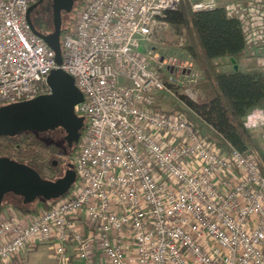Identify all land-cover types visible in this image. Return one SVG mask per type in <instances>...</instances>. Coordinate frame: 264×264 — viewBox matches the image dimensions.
<instances>
[{"label":"built area","instance_id":"1","mask_svg":"<svg viewBox=\"0 0 264 264\" xmlns=\"http://www.w3.org/2000/svg\"><path fill=\"white\" fill-rule=\"evenodd\" d=\"M37 1L0 0V104L48 92V73L61 68L84 94L75 111L86 123L68 193L29 221L0 219V264L45 243L56 264L69 262V245L84 264H264V172L255 155L231 144L221 151L157 105L163 93H179L142 42L180 0H84L60 64L28 23ZM226 9L242 20L248 60L264 63V0H231ZM256 110L245 122L251 115L264 124Z\"/></svg>","mask_w":264,"mask_h":264},{"label":"trees","instance_id":"2","mask_svg":"<svg viewBox=\"0 0 264 264\" xmlns=\"http://www.w3.org/2000/svg\"><path fill=\"white\" fill-rule=\"evenodd\" d=\"M83 1H75L71 12L62 11L61 40L73 32ZM194 1L198 0H180L177 8L168 10L161 20L176 35L173 43L182 46L201 70L200 78L193 83L200 93L196 100L185 93H179L178 98L170 96L166 98L169 108L165 110L184 116L203 138L223 152L228 153L231 144L254 154L264 172V124L249 130L244 123L255 109L264 111V65L249 62L242 20L226 9L231 0H218V5L211 10H193ZM51 4L52 0H42L31 16L42 33L54 29ZM225 58L230 64L228 69L223 68L224 63L220 61ZM162 78L179 92L166 75L162 74ZM43 88L49 90L46 82ZM159 102L161 99L157 105ZM65 134L62 127H57L46 131L26 130L15 136L2 135L0 156L29 163L43 178L56 179L63 175L67 163L74 166L82 139L81 135L79 142L69 148ZM57 199L37 198L24 203L5 197L0 212L12 206L22 213L37 215L50 209ZM12 262L16 264L18 260Z\"/></svg>","mask_w":264,"mask_h":264},{"label":"water","instance_id":"3","mask_svg":"<svg viewBox=\"0 0 264 264\" xmlns=\"http://www.w3.org/2000/svg\"><path fill=\"white\" fill-rule=\"evenodd\" d=\"M31 4L27 19L30 28L41 36L55 51L56 62H62L61 26L62 11L71 12L77 0H52L54 29L49 33L40 32L34 25L31 11L41 2ZM49 91L34 98L0 104V136H15L26 130L46 131L62 127L69 148L77 144L85 125V116L75 111V105L84 101V94L76 85L74 77L61 68H53L46 77ZM57 164V161H54ZM9 180H18L17 187H7ZM76 180L72 163L66 164L63 175L56 179L43 178L32 166L0 156V210L4 194L12 190L23 197L24 203L37 198L57 199L66 194Z\"/></svg>","mask_w":264,"mask_h":264},{"label":"rangeland","instance_id":"4","mask_svg":"<svg viewBox=\"0 0 264 264\" xmlns=\"http://www.w3.org/2000/svg\"><path fill=\"white\" fill-rule=\"evenodd\" d=\"M225 1L223 0V2ZM175 37L176 35L170 26L162 23L153 30L149 40L142 42V47L152 57L153 64L160 69L161 74L166 75L167 79L177 86L179 89L177 93H191L194 97L200 93L199 89L194 88L193 83L200 78L201 70L182 46L173 43ZM260 54L262 55V51ZM220 61L224 63L223 68H230L228 59L225 58ZM249 62L264 64L258 63L256 57L250 58ZM170 96L172 95L168 93H163L160 96L161 103L159 102V106L161 108H169L166 98L168 99ZM5 208L2 212L5 211ZM30 215V217L34 216L33 214ZM39 249L42 251L36 256L30 257L29 261L20 258L17 264H52L53 260L55 261L54 249L50 243L41 244Z\"/></svg>","mask_w":264,"mask_h":264},{"label":"crops","instance_id":"5","mask_svg":"<svg viewBox=\"0 0 264 264\" xmlns=\"http://www.w3.org/2000/svg\"><path fill=\"white\" fill-rule=\"evenodd\" d=\"M5 211L4 212H2V213H0L1 215H0V219L1 218H3V217H5V216H8V215H10V214H14V215H16V216H18L19 218H21L23 221H29L30 220V214H25V213H22L20 210H18V209H15V208H13L12 206H7L5 209H4ZM41 246V245H40ZM40 246H38V247H36V249H27V250H24L23 252H22V257H21V259H27V261H29L28 259L30 258V257H34V256H36L39 252H41L42 250H40L39 248H40ZM71 245H69V250H70V260H69V262L67 263V264H84L83 263V261H81L79 258H77L76 257V255H75V252H74V250L70 247ZM5 264H13V262L12 261H10V262H7V263H5ZM17 264V263H16ZM52 264H56L55 263V261L53 260V262H52Z\"/></svg>","mask_w":264,"mask_h":264},{"label":"flooded vegetation","instance_id":"6","mask_svg":"<svg viewBox=\"0 0 264 264\" xmlns=\"http://www.w3.org/2000/svg\"><path fill=\"white\" fill-rule=\"evenodd\" d=\"M38 6V5H37ZM36 6V7H37ZM35 7V8H36ZM35 8L31 11V16H33L34 15V10H35ZM24 163H26V162H24ZM26 164H28V165H30V166H32L31 164H29V163H26ZM33 167V166H32ZM18 180H9L8 182H7V184H6V186L7 187H17L18 186ZM5 197H8V198H13V199H17V200H22L23 201V197L21 196V195H19V194H16L15 192H13L12 190H8V191H6L5 192V194H4V198ZM36 200V199H35Z\"/></svg>","mask_w":264,"mask_h":264},{"label":"clouds","instance_id":"7","mask_svg":"<svg viewBox=\"0 0 264 264\" xmlns=\"http://www.w3.org/2000/svg\"><path fill=\"white\" fill-rule=\"evenodd\" d=\"M256 111H260V110L257 109ZM253 115H255V113H253ZM251 121H252V116L250 115L248 117V120L245 122V127L249 128V130L259 126V121L258 120L256 122H251Z\"/></svg>","mask_w":264,"mask_h":264}]
</instances>
